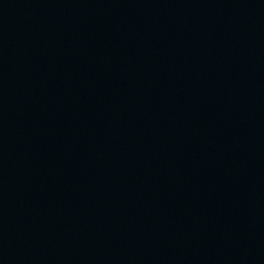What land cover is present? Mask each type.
Masks as SVG:
<instances>
[{"label":"water","instance_id":"water-1","mask_svg":"<svg viewBox=\"0 0 264 264\" xmlns=\"http://www.w3.org/2000/svg\"><path fill=\"white\" fill-rule=\"evenodd\" d=\"M0 264H264V0H0Z\"/></svg>","mask_w":264,"mask_h":264}]
</instances>
